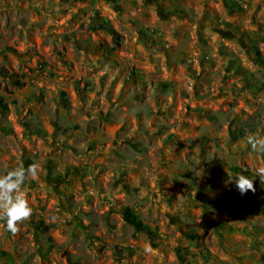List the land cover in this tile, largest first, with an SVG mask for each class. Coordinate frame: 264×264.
Wrapping results in <instances>:
<instances>
[{
    "label": "rangeland",
    "instance_id": "1",
    "mask_svg": "<svg viewBox=\"0 0 264 264\" xmlns=\"http://www.w3.org/2000/svg\"><path fill=\"white\" fill-rule=\"evenodd\" d=\"M0 73V264H264V0H0Z\"/></svg>",
    "mask_w": 264,
    "mask_h": 264
},
{
    "label": "clouds",
    "instance_id": "2",
    "mask_svg": "<svg viewBox=\"0 0 264 264\" xmlns=\"http://www.w3.org/2000/svg\"><path fill=\"white\" fill-rule=\"evenodd\" d=\"M247 143L254 152L264 153V136L249 133ZM39 166L33 162L27 168L10 166L5 174L0 175V221H4L7 230L13 235L20 231L19 225L30 219L32 209L28 203L23 184L26 178L35 179ZM256 175L264 181V168L257 169ZM241 196L247 192H255L252 178L241 172H235L229 177Z\"/></svg>",
    "mask_w": 264,
    "mask_h": 264
},
{
    "label": "trees",
    "instance_id": "3",
    "mask_svg": "<svg viewBox=\"0 0 264 264\" xmlns=\"http://www.w3.org/2000/svg\"><path fill=\"white\" fill-rule=\"evenodd\" d=\"M105 29L107 31H109L110 33H113L111 28H105ZM0 75L5 77L6 79H8L10 81V83H12L13 85H19L20 84V82L18 80H11L10 77L7 75H3L2 73H0ZM0 108L4 109V110L6 109V104L2 101L1 98H0ZM1 131L5 134L11 133L10 129H8V128H2ZM120 215H121L123 221L126 222L127 224L131 225L136 231L141 232V233L149 236L150 238H152L154 236L153 230H151L148 226L143 224L141 222V220L136 215L132 214L128 208H126V207L123 208ZM34 226H35V228H39V225H37V224H35ZM42 228H46V227L42 224Z\"/></svg>",
    "mask_w": 264,
    "mask_h": 264
}]
</instances>
